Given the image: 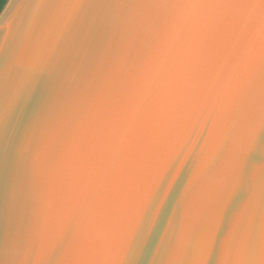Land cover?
Listing matches in <instances>:
<instances>
[{
  "label": "water",
  "instance_id": "water-1",
  "mask_svg": "<svg viewBox=\"0 0 264 264\" xmlns=\"http://www.w3.org/2000/svg\"><path fill=\"white\" fill-rule=\"evenodd\" d=\"M94 2L70 28L41 0H8L0 13V70L17 82L36 72L0 137V243L36 253L20 264H108L128 245L137 264H202L216 227L209 264H223L219 244L230 240L240 247L228 264H246L264 244V177L234 165L264 122L259 30L220 23L221 10L197 18L189 6L159 5L106 9L111 22L94 30ZM225 135L231 150L193 185L199 159ZM59 237L65 255L62 245L42 259Z\"/></svg>",
  "mask_w": 264,
  "mask_h": 264
},
{
  "label": "snow or ice",
  "instance_id": "snow-or-ice-1",
  "mask_svg": "<svg viewBox=\"0 0 264 264\" xmlns=\"http://www.w3.org/2000/svg\"><path fill=\"white\" fill-rule=\"evenodd\" d=\"M90 3L91 0H55V2L53 0H41L42 7L62 9L61 18L65 28H70L80 21L84 9ZM145 5H159L170 8L189 6L194 10L197 18L202 9L221 10L225 15L221 18L220 23L243 29L247 32H253L258 29L262 41H264V0H95L94 6L100 9V14L92 21L91 27L95 30L111 22L110 18L104 15L106 9L119 10L120 14L123 15L131 8ZM249 12L252 15H249ZM7 72L8 66L0 70V137H3L5 141L7 140L17 108L23 97L30 90L31 84L36 77V72H31L25 76L22 82H17L8 77ZM259 79L262 86H264V65L261 67ZM231 147V136L225 135L220 147L213 156L199 159L198 167L195 171L196 176L193 178L192 184L195 185L201 176L214 175L221 164L224 153L230 151ZM257 160L264 162V122H261L258 127L253 126L250 129L242 151L235 160L234 167L239 176H242L245 168L250 166L253 176L257 178L264 177V163H260L257 167ZM167 170L168 168L159 175L158 184ZM176 175L177 172L171 178L172 184L175 183L174 177ZM231 183V181H226L218 189L215 208L220 207L225 198L229 196ZM153 194L154 191L149 200L152 199ZM146 204L143 205L141 217L144 215ZM157 214H159V210H157ZM138 223L135 224L133 233L138 231ZM215 235H218L216 227L209 228L201 243L198 257L202 264H209L213 252L219 243L214 238ZM62 245L63 250L59 257L61 259L65 255V241L62 237L55 238L51 246L42 252L41 258L50 261L57 249ZM239 247L240 243L234 240H230L223 245L219 244L217 259L222 260L223 264H228L229 259L238 252ZM34 255H36L34 251H27L19 245L13 246L7 240L0 243V264H20L21 261L28 262L31 261ZM110 257L108 264H137L139 254L134 253L131 246L128 245L124 249L122 256L118 251L114 250L110 253ZM257 260L260 261V264H264V244H262L259 254L254 246L249 248L246 264H256Z\"/></svg>",
  "mask_w": 264,
  "mask_h": 264
},
{
  "label": "trees",
  "instance_id": "trees-1",
  "mask_svg": "<svg viewBox=\"0 0 264 264\" xmlns=\"http://www.w3.org/2000/svg\"><path fill=\"white\" fill-rule=\"evenodd\" d=\"M8 0H0V13L2 12L3 8L7 4Z\"/></svg>",
  "mask_w": 264,
  "mask_h": 264
}]
</instances>
